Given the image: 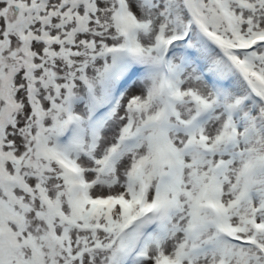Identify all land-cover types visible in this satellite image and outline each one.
<instances>
[{
    "label": "snow or ice",
    "instance_id": "6c2138e0",
    "mask_svg": "<svg viewBox=\"0 0 264 264\" xmlns=\"http://www.w3.org/2000/svg\"><path fill=\"white\" fill-rule=\"evenodd\" d=\"M0 264H264V0H0Z\"/></svg>",
    "mask_w": 264,
    "mask_h": 264
}]
</instances>
